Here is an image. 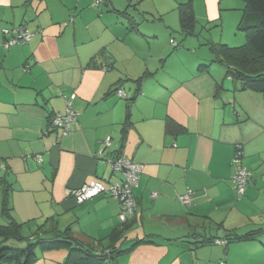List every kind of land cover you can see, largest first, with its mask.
<instances>
[{
    "label": "crops",
    "instance_id": "crops-1",
    "mask_svg": "<svg viewBox=\"0 0 264 264\" xmlns=\"http://www.w3.org/2000/svg\"><path fill=\"white\" fill-rule=\"evenodd\" d=\"M123 3L0 0V43L6 27L33 31L26 44L0 47V224L7 192L23 235L70 225L102 250L123 229L119 200L102 193L79 203L69 192L93 180L121 182L110 159L122 156L143 164L122 246L152 242L119 264H264V95L239 89L223 63L190 44L167 59L155 22L166 23L165 15L145 8L147 26ZM173 56L178 62L168 63ZM68 107L77 118L63 135L53 117ZM240 166L250 172L242 194L233 180ZM188 192L186 205L180 197ZM220 223L256 236L188 248L193 233L210 235ZM66 257L49 251L36 264Z\"/></svg>",
    "mask_w": 264,
    "mask_h": 264
},
{
    "label": "trees",
    "instance_id": "trees-1",
    "mask_svg": "<svg viewBox=\"0 0 264 264\" xmlns=\"http://www.w3.org/2000/svg\"><path fill=\"white\" fill-rule=\"evenodd\" d=\"M243 1L246 6L238 29L246 34L247 42L240 46H230L222 42L208 41L207 45L213 53V61L225 65L226 77L234 83H239V89L257 91L264 95V0ZM110 2L111 0L100 2L94 0V5H109ZM179 11L181 28L184 34L194 33L197 19L193 1L190 0L188 3L181 4ZM18 27H24L33 36V31L28 29L25 24L12 28L6 27L4 29H8L9 33H4L3 29L5 40L0 43V47L5 46L6 41L12 37L13 30ZM30 39L27 42L16 44H26ZM129 116L130 109L128 110V119ZM171 123L173 122L169 121L167 123L168 129L173 125ZM192 195L191 193L188 202H181L186 205L191 203ZM8 202L6 192L2 209L6 223L0 224V264H36L40 258L39 250L49 252L61 249L67 251V257L63 264H119L117 259L120 255L130 252L140 244L152 242L148 238H138L130 247L124 248L122 244L126 240V231L131 225L129 219L123 221V229L116 228L112 231L108 237V245L103 247L102 250H96L95 246L85 244L74 237L70 225L63 230L57 227L45 228L41 226L37 229L35 235L25 236L22 233L23 223L18 222L12 216ZM191 236L195 238V241H191L192 246H188L189 249H194L203 244H213L216 240L225 241L224 246L226 247L233 241L253 239L256 233L241 235L234 230L224 229L223 224L220 223L216 225L215 232H210V235L200 231L197 235L193 233ZM13 240L26 241V244L23 247L8 246L7 243Z\"/></svg>",
    "mask_w": 264,
    "mask_h": 264
},
{
    "label": "rangeland",
    "instance_id": "rangeland-1",
    "mask_svg": "<svg viewBox=\"0 0 264 264\" xmlns=\"http://www.w3.org/2000/svg\"><path fill=\"white\" fill-rule=\"evenodd\" d=\"M122 5L133 4L130 9L136 14L141 15L143 24H147V20L143 19V11L145 8L159 9L165 15L167 27L164 21L157 20L156 29L160 32L158 45H162L170 48L166 58L172 54H176L180 50L187 49L185 44H190L196 48V52L203 54L207 52L209 61L212 60L213 53L209 50V46L206 45L208 41L222 42L230 46H240L247 42L246 34L238 29V25L242 18L245 2L243 0H192L194 6V12L197 19V25L195 32L189 35L184 34L181 28L179 7L181 4L188 3L190 0H116ZM103 6V5H102ZM150 12V11H148ZM151 15V14H150ZM150 22V21H149ZM151 25V24H150ZM171 39L175 40L177 45L171 43ZM152 43L154 38L150 40ZM156 41V40H155ZM200 45L199 43H205ZM157 43V42H156ZM206 46V47H203ZM187 51V50H186ZM186 51H183L185 53ZM206 53V52H205ZM175 60L178 62V58L173 56L168 60L171 63ZM177 60V61H176ZM12 243V244H11ZM26 241H10L7 243L9 246L23 247ZM129 244V243H128ZM128 245H125L127 247ZM56 251V250H55ZM58 251V250H57ZM60 251H66L61 249ZM41 250L38 251L39 256L42 255ZM58 253V252H55ZM64 253V252H61Z\"/></svg>",
    "mask_w": 264,
    "mask_h": 264
},
{
    "label": "built area",
    "instance_id": "built-area-1",
    "mask_svg": "<svg viewBox=\"0 0 264 264\" xmlns=\"http://www.w3.org/2000/svg\"><path fill=\"white\" fill-rule=\"evenodd\" d=\"M98 2L102 0H97ZM4 33H9L8 29H4ZM32 36V33L29 32L24 27H18L13 30L12 37L6 41L4 44L6 47H9L13 44L19 42H27ZM171 43L176 45L175 40L171 39ZM119 96H125V92L122 89L118 90ZM77 118V113L68 107L65 112H57L53 117V125L57 129L61 130L63 135H66L69 132L70 125ZM242 146L238 145L234 161L239 162L242 159ZM112 163V168L115 172H119L122 175L121 182L113 183L109 187H106L102 182L93 180L89 183H85L77 189H73L69 194L79 202L82 203L88 199L94 198L102 193H109L116 197L121 205L120 218L125 221L127 218L132 215L137 208V201L133 193V187L136 186L139 182L140 174L143 171V164L136 163L131 160H127L122 156H117L110 159ZM2 168H5V164L1 165ZM250 172L246 167L240 166L238 170L233 175V180L235 182V188L239 194H242L249 182ZM191 192H188L185 195L180 197L181 201L188 202L190 200ZM156 193L153 194L155 196ZM215 243L224 245L226 242L223 240H216ZM225 264V263H221Z\"/></svg>",
    "mask_w": 264,
    "mask_h": 264
}]
</instances>
